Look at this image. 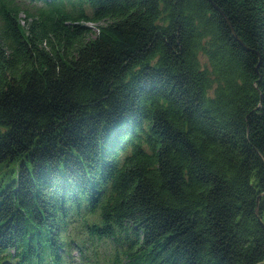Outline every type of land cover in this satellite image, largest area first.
<instances>
[{"label": "trees", "instance_id": "1", "mask_svg": "<svg viewBox=\"0 0 264 264\" xmlns=\"http://www.w3.org/2000/svg\"><path fill=\"white\" fill-rule=\"evenodd\" d=\"M10 165L0 264L264 261V0H0Z\"/></svg>", "mask_w": 264, "mask_h": 264}, {"label": "rangeland", "instance_id": "2", "mask_svg": "<svg viewBox=\"0 0 264 264\" xmlns=\"http://www.w3.org/2000/svg\"><path fill=\"white\" fill-rule=\"evenodd\" d=\"M23 16L24 15L22 13H19V15H18L19 22H20V24L22 26H24L25 23H26V21L23 20V18H24ZM28 21H29V19H28ZM88 26L91 27L92 32L94 33L95 32L94 31L95 30L94 29V25L93 24H88ZM13 168H14V166L10 165L7 168H2L0 170V185H4L7 182L8 179L13 177V175H11V174L9 176H3V173H4L5 170L11 171V170H13ZM74 256H75V254H74Z\"/></svg>", "mask_w": 264, "mask_h": 264}, {"label": "water", "instance_id": "3", "mask_svg": "<svg viewBox=\"0 0 264 264\" xmlns=\"http://www.w3.org/2000/svg\"><path fill=\"white\" fill-rule=\"evenodd\" d=\"M222 16V15H221ZM223 17V16H222ZM226 21V20H225ZM227 22V21H226ZM228 28H229V30H230V32H231V35H232V37L234 38V40L235 41H237L238 42V44L240 45V46H242L243 47V45H242V43L235 37V35L233 34V32H232V29H231V27L228 25ZM260 227H261V229H262V231L264 232V215L261 217V219H260ZM5 264V263H4ZM258 264H264V261H262V262H260V263H258Z\"/></svg>", "mask_w": 264, "mask_h": 264}]
</instances>
